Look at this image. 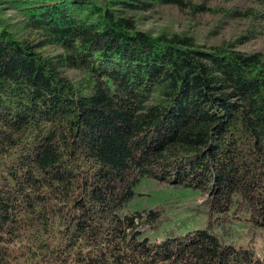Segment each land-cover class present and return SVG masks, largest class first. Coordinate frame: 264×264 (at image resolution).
Segmentation results:
<instances>
[{"label": "trees", "instance_id": "obj_1", "mask_svg": "<svg viewBox=\"0 0 264 264\" xmlns=\"http://www.w3.org/2000/svg\"><path fill=\"white\" fill-rule=\"evenodd\" d=\"M169 9L264 30V0H0V264H264V49L140 28ZM143 179L204 226L150 238Z\"/></svg>", "mask_w": 264, "mask_h": 264}, {"label": "rangeland", "instance_id": "obj_2", "mask_svg": "<svg viewBox=\"0 0 264 264\" xmlns=\"http://www.w3.org/2000/svg\"><path fill=\"white\" fill-rule=\"evenodd\" d=\"M224 4V1H220L219 7L215 6L214 11L224 7ZM3 14L9 16L13 12L4 10ZM149 17H151L149 20L146 18L140 24L141 29L152 32L162 30L185 32L196 36L200 43H214L221 39L231 38L237 40L236 43L240 50L264 49V30H257L250 34L249 25L245 21L226 19L223 12L218 15L213 12L202 15L194 21L171 9ZM135 193L129 203L130 210L159 212V218L150 233V238L160 240L187 230L202 228L205 224L206 215L201 207L203 196L196 190L163 185L153 179H143L135 187ZM223 233L226 234L228 242L237 246L249 244L256 253H261L263 239L259 231L251 234L244 224L233 223L225 226Z\"/></svg>", "mask_w": 264, "mask_h": 264}]
</instances>
